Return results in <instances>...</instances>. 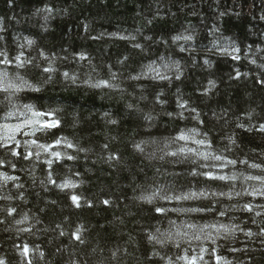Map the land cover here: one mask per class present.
<instances>
[{
    "label": "trees",
    "instance_id": "16d2710c",
    "mask_svg": "<svg viewBox=\"0 0 264 264\" xmlns=\"http://www.w3.org/2000/svg\"><path fill=\"white\" fill-rule=\"evenodd\" d=\"M45 9L54 11L49 16ZM262 14L264 0H0V60L13 61L0 63V70L7 68L10 75L18 71L28 84L40 89L24 87L10 101L0 96V123H16L30 115L25 105L41 112L58 109L57 128L19 139L38 138L64 157L53 165L44 162L51 157L43 152L39 160L18 161L0 148V159L16 164L15 168L0 166V172L17 177L10 181L0 178V258L6 264H168L169 258L174 264H185L177 257L186 249L195 255L200 246L216 247L221 256L232 260L245 254L229 248L247 245L255 249L249 253L252 264H264V249L259 244L264 236L249 239L245 235L264 229V197L250 195L253 189L264 190V184L246 179L264 177V132L260 130L264 124V73L257 75L256 66L244 58L246 52L251 55L257 48L264 49ZM188 35L193 39H183ZM176 36L181 39L174 40ZM28 40L34 43L28 45ZM136 44L141 47H134ZM233 45L240 49V59L220 52V48L231 50ZM41 52L54 59L55 72L43 71L48 64ZM81 53L87 59L80 60ZM17 56L31 63L18 68ZM88 59L93 64L103 59L113 71L140 78L122 80L121 87L126 89L123 100L101 99V89L89 85L59 82L62 71ZM118 60L124 63L117 64ZM176 61L181 64L179 79L173 66ZM150 64L169 79L141 75ZM49 75H54V82L44 84ZM178 100L194 108L203 123L193 119L196 113L188 110L183 111V117L178 115L182 111ZM127 103L133 107H126ZM253 109L249 118L246 113ZM9 112L14 115L8 117ZM148 116L151 119H146ZM186 128H198L218 154L238 161L215 169L221 175H237L236 181L194 177L189 174L191 162L165 163L166 174L157 175L160 163L147 157L161 155L165 138ZM60 137L74 147L54 145ZM228 137L235 144H230ZM136 144H142L144 151H138ZM177 146L167 150L174 151ZM65 153L74 159H67ZM113 153L118 159L109 160ZM253 163L261 167L251 168ZM49 173L57 185L71 179L76 187L62 190L49 182ZM158 185L174 187L177 192L233 195L231 199L217 197V202L211 197L159 200L155 206L133 199L150 194ZM73 194L81 198L80 207L72 202ZM104 200L110 203L104 204ZM249 203L252 212L244 208ZM156 206L212 208L213 212L169 211L162 215L155 212ZM6 208L16 212L7 215ZM221 210L226 212L223 217L218 215ZM169 220L177 225L221 221L238 224L243 231H236L234 243L223 238L213 244L177 237V248L171 242L161 246L150 241L149 234H156L157 228L161 232L170 228ZM77 229L83 242L72 235ZM25 244L31 249L28 255L21 251ZM204 261L216 264L207 253Z\"/></svg>",
    "mask_w": 264,
    "mask_h": 264
},
{
    "label": "snow or ice",
    "instance_id": "6c2138e0",
    "mask_svg": "<svg viewBox=\"0 0 264 264\" xmlns=\"http://www.w3.org/2000/svg\"><path fill=\"white\" fill-rule=\"evenodd\" d=\"M115 35V34H113ZM121 39H125L121 37ZM174 40H180V36L173 37ZM185 40H190L191 37H183ZM28 45H32L34 42L32 40L27 41ZM135 47H140L136 45ZM240 49L238 48H220V52L226 55H232L234 59H240L238 55ZM0 55H3L0 53ZM23 54L21 53V56ZM40 55L47 61L48 66L43 68L45 73H53L55 72L54 67V59L45 55L44 52H41ZM21 56H17L15 59L18 62L17 67L23 68L26 63H31L30 61H25L21 59ZM80 60H85L87 57L81 53L79 54ZM13 61L11 60H0L2 64H11ZM207 62V61H206ZM164 67H168L165 65ZM152 74L153 79L159 80H168L169 77L162 73L159 69H157L154 65H147L146 71L142 72L141 75ZM65 78L69 77L67 72L63 73ZM237 76L241 74L239 72L236 73ZM139 76L133 77V79H139ZM179 79V76H176ZM73 81L76 80V77L71 76ZM86 83L92 88H105V87H117L115 84H111L107 80H99V81H86ZM210 85H213V82H209ZM214 86V85H213ZM33 88L34 91H38V89L34 88L32 85L28 84L27 81L23 80L21 77L16 75H10L9 70L7 68L0 70V96H3L5 100H9L10 98L15 96L16 93L20 92L22 88ZM159 99V98H158ZM160 103H164L165 101L160 100ZM177 107L182 111L178 113L181 117H183V111L188 110L191 113H196L194 108L190 109L187 102H183L181 100L177 101ZM27 112L30 115H25L23 120H18L16 123L4 122L0 123V148H4L11 156L17 158L18 161H33L39 160L41 153L47 154L49 159H46L44 162L48 165H53L56 161L64 158L60 151L50 150L53 149V145L40 143L39 139H32L31 141H22L19 139L20 136L29 135L36 137L38 133H47L48 130L57 128L60 124L58 118H56L57 110H50L48 112H41L39 110H35L31 105H25ZM8 117L14 115V113L9 112ZM168 115H172V113H168ZM45 117H52L51 120L45 119ZM193 119L203 123L200 121L199 114L196 113ZM146 119H151L150 116L146 117ZM112 124H116L115 120L110 121ZM243 127V125H240ZM260 130L264 132V124L260 125ZM207 135L202 133L198 128H186V129H178L174 136H170L165 138L164 148L160 149L161 151V159L165 156L172 157L174 160H178L181 163L183 162H191L193 168L190 175L194 177H205L210 181H236L238 179L237 175H226L219 174L215 171V169H223L228 165H236L238 163L235 159H229L228 157L218 154L215 151V146L212 144L211 140L206 139ZM228 142L230 144L235 143V140L232 137H228ZM54 145L59 146L62 143L66 144V147L72 148L74 145L67 141V138L60 137L57 138L54 142ZM11 144V147H9ZM179 145L180 147L176 151H170L172 145ZM34 146V147H30ZM105 148L107 145L104 146ZM138 151L143 152L144 149L142 144H136L134 146ZM19 148V150H17ZM83 151V149H80ZM154 155V154H153ZM67 159H74L72 156H67ZM108 159H118L115 153L110 154ZM239 163H246V161H239ZM8 165L9 167L15 168L16 164L11 163L5 159H0V166ZM251 168H260L259 164H251ZM52 173H49V182L57 187L64 189H72L76 187V184L71 181V179H65V181L61 184H56V181L51 179ZM0 178L4 181L16 180L17 177L9 175L7 172H0ZM246 179L248 180H258L264 184V177L261 176H249ZM233 193L232 192H219V193H209L203 190L200 191H192L189 190L187 192H177L174 187L163 186V188L156 189L150 194H142L139 199L151 204L154 200L159 199L162 201H189V200H199V199H209L210 197L213 199V202H217V197H227L231 199ZM236 196H239L240 193L236 192ZM250 195H258L264 197V190H256L250 193ZM72 202L76 205V207H80L81 198L75 194L71 195ZM104 204H109L110 201L104 200ZM245 210L248 212H252L254 210L253 205L251 203L244 205ZM7 215H12L16 212L15 208H6L4 209ZM169 211L172 212H180V213H196V212H213L212 208H172L168 209L163 206H156L155 212L160 214H167ZM219 216L223 217L226 215V212L221 210L218 213ZM256 215H260L259 212ZM27 219V216L24 217ZM17 223H22V221H17ZM170 228L161 232L159 228L156 229V234H149L148 239L150 241H154L161 246H165L168 243H174L177 248H180V243L177 242V237L189 238L190 240L200 241L210 240L213 244L217 243L218 238H223L227 240L229 236H233L237 230L243 231L238 224L232 223H224L221 221H216L215 223H206L203 225H197L192 222H184L181 225H177L175 221L169 220ZM175 229V232L172 229ZM208 229L209 231H205ZM210 230H215L214 233ZM80 229H77L76 232L72 233V235L80 242H83L80 236ZM261 234H264V229L261 230ZM61 235L63 233L61 232ZM248 236H252L253 233L248 231L246 233ZM23 255H28L31 251L28 245H23L21 248ZM235 251V249H233ZM207 253L211 258H214L216 264H231L225 257L221 256L218 253V249L213 247L211 249L200 246L198 252L195 255L191 254L189 249L185 250L184 255L178 256V260H182L185 264H207L204 261V254ZM155 255H159V253H154ZM0 264H6V261L3 258H0ZM31 264V261L28 262ZM168 264H174L171 258L168 260Z\"/></svg>",
    "mask_w": 264,
    "mask_h": 264
},
{
    "label": "clouds",
    "instance_id": "9594fccd",
    "mask_svg": "<svg viewBox=\"0 0 264 264\" xmlns=\"http://www.w3.org/2000/svg\"><path fill=\"white\" fill-rule=\"evenodd\" d=\"M44 11L48 12V15L51 16L52 12L54 10L45 9ZM56 14H59L58 10L56 11ZM65 14H66V10H65ZM260 18L262 20H264V14H262ZM186 37H191L190 40L193 39L192 35H188ZM133 39H135V37H133ZM136 45H139L141 47L140 44H136ZM136 45H134V47ZM140 47H137V48H140ZM233 47L235 48L236 46L233 45ZM244 58L246 60H248L251 65L256 66V68L259 70L257 75H259V73H264V49L257 48L255 51H252L251 55H249L246 52ZM68 60H69V58L66 57L65 61H68ZM124 60H127V57H125ZM124 60H118V61H116V63L122 65L124 63ZM173 66H174V68L176 70L175 74L177 76H179L180 73H181V64H180V62H178V61L174 62ZM208 66L211 67L210 64ZM105 69H107V71H105ZM65 72H67L69 74L68 78H65V76L63 75V73H65ZM14 75L19 76V77H21L24 80V77L22 75H20V73L18 71L16 73H14ZM73 75L76 77L75 81H73L71 79V76H73ZM243 75L245 77H247V76H249V73L248 72H244ZM60 76H61V80L59 81L60 83L67 82L68 84H72V85H76V84L88 85L86 83V81L95 82V81H99V80H107L111 84L117 85V87H114V88L113 87L99 88V89H101L100 98L101 99L107 98L108 100H112V99L117 98V97L120 100H123L126 89L121 87L122 80H129V81L135 80V79H133V76L131 75V73H129L128 75L125 76L123 71H121L119 73L117 71H113L112 65L105 64L103 62V59H101L99 61V63H97V64H93L91 59H88L87 63L77 62V65H76L75 68H69L67 71H62L60 73ZM53 82H54V75H49L47 79L43 80L44 84L53 83ZM36 89H38V91L40 90L39 88H36ZM104 89H108V91H104ZM140 98L141 99H145L146 97L141 96ZM126 107L132 108L133 105L131 103H127ZM254 111H255V109L247 112L246 115L249 118H251V116L253 115ZM240 125H243V124H240ZM205 138L207 139L208 137H205ZM232 144H235V143H232ZM179 147L180 146L178 145L175 148L174 151L178 150ZM166 157L167 156H165L163 159H161V155H158V156L149 155L147 157V159L149 161L156 160V161H158L160 163L161 167L157 169V175H165L166 174L164 169H163V164H165V163H171V164H179V163H181L178 160H168V159H166ZM160 188H163V185H158L156 188L152 189V192L155 191L156 189H160ZM139 197H134L133 199L138 200V201H142V200L139 199ZM157 201H159V199L154 200L151 204H153L155 206ZM237 231H239V230H237ZM246 233H245V235H246ZM246 236L249 239H252V238H254L256 236H264V234L253 233L252 236H248V235H246ZM234 237H235V234L233 236H229L227 238V240H232V242L234 243L235 242ZM259 244H260L261 248L264 249V239H261L259 241ZM233 249H235V251H233ZM229 251L238 252V253H244L245 254L243 258L234 257L232 260H228V261L231 262V264H252L253 257L251 255H249V253H253L255 251V249L251 248L250 246L245 245L242 248H229Z\"/></svg>",
    "mask_w": 264,
    "mask_h": 264
}]
</instances>
